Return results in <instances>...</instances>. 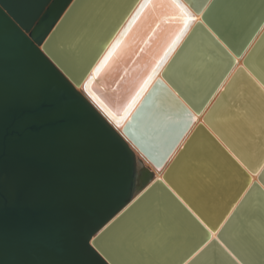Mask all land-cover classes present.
<instances>
[{
  "label": "water",
  "instance_id": "water-1",
  "mask_svg": "<svg viewBox=\"0 0 264 264\" xmlns=\"http://www.w3.org/2000/svg\"><path fill=\"white\" fill-rule=\"evenodd\" d=\"M263 22L264 0H0V264H264V29L231 72Z\"/></svg>",
  "mask_w": 264,
  "mask_h": 264
},
{
  "label": "bare ground",
  "instance_id": "bare-ground-1",
  "mask_svg": "<svg viewBox=\"0 0 264 264\" xmlns=\"http://www.w3.org/2000/svg\"><path fill=\"white\" fill-rule=\"evenodd\" d=\"M147 6L149 5V2L146 4ZM160 5V2L159 3H157V4H155V7H158ZM192 17H193V21H195V20H199L200 19V13H192ZM174 24V28H173V30L172 31H170V32H168L169 34H168V38H167V40H166V42H169L170 41V39L174 36V34L176 33V30H177V25H176V23H173ZM264 29V22L262 23V25H261V27L259 28V30H258V32L256 33V35L252 38V40L250 41V43H249V45L247 46V48L245 49V51L242 53V55L241 56H236L235 57V61H236V63H235V65H234V67L232 68V70H231V72L233 71V69L238 65V64H242L243 65V63H242V58H243V56L247 53V51L249 50V48L251 47V45L254 43V41L256 40V38L258 37V35L261 33V31ZM183 36V35H182ZM182 38V37H181ZM159 42H160V45L162 46V50H163V48H164V45H163V43L164 42H161L160 41V39H159ZM178 43V42H177ZM176 46V45H175ZM165 49V48H164ZM156 52V53H158V51L159 50H157V49H155V47H154V49L152 50V52ZM156 60V61H155ZM154 61H155V63L154 64H151V66L153 67L156 63H157V61H158V58H157V55H156V57L154 58ZM150 66V67H151ZM245 66V65H244ZM145 69V68H144ZM143 69V70H144ZM245 69H246V67H245ZM247 71H248V69H246ZM160 74H159V72L157 73V75H156V77L157 76H159ZM140 76H141V74H140ZM139 76V78H138V80H137V83H136V87H135V90H134V92H136L140 87H141V84H142V81H143V77H140ZM254 76V75H253ZM149 85H150V83H149ZM147 87H148V85H147ZM263 88H264V86H262ZM78 89L79 90H81V88L80 87H78ZM86 96V95H85ZM87 97V96H86ZM123 97V96H122ZM121 96H119V101L116 103L117 105H119V107H117V108H115V107H110V106H108L107 104H106V106L110 109V111L112 112V113H114V115H118L120 112V110L124 107V104L123 103H128L130 100H131V98L133 97V96H131V98L129 97V98H127L126 100H121V98H122ZM88 98V97H87ZM89 99V98H88ZM89 101L93 104V102L89 99ZM122 101V102H121ZM137 101H138V99H136L135 100V102L133 103V105H132V107L130 108V111H131V109L134 107V105L137 103ZM94 105V104H93ZM95 106V105H94ZM96 107V106H95ZM97 108V110H99L98 109V107H96ZM193 118H194V123L195 122H197L198 120H200L201 119V114H198V113H194L193 114ZM117 130L119 131L120 130V127H117ZM136 153V152H135ZM136 158H139L137 155H136ZM141 160V162H142V164L144 165V167H146L147 169H148V171L149 172H151L152 174H153V176H159V172H160V168L159 167H155L154 165H152L149 161H147L145 158H141L140 159ZM258 170V169H257ZM251 176H252V179L253 180H257V171L255 172V173H251ZM244 192V191H243ZM243 192L241 193V195L243 194ZM241 195L239 196V198L241 197ZM239 198L235 201V203L231 206V208H230V210L228 211V213L226 214V216L224 217V219L227 217V215L230 213V211L233 209V207L235 206V204L237 203V201L239 200ZM251 220H253V221H251ZM250 221H251V223H253L254 224V227H255V229L257 230V231H259V232H261V231H263L264 230V213L263 212H261V214L259 215V218H257V217H255V219H251ZM216 232V231H215ZM215 232H211V234H210V236L211 237H215ZM262 238H264V232H263V237ZM262 238H260V239H262ZM260 244L258 243V246H259Z\"/></svg>",
  "mask_w": 264,
  "mask_h": 264
}]
</instances>
